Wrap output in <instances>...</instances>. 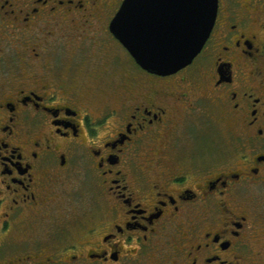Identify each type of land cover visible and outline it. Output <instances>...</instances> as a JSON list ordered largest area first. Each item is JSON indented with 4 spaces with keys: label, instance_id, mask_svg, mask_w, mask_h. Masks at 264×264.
I'll return each instance as SVG.
<instances>
[{
    "label": "flooded vegetation",
    "instance_id": "obj_1",
    "mask_svg": "<svg viewBox=\"0 0 264 264\" xmlns=\"http://www.w3.org/2000/svg\"><path fill=\"white\" fill-rule=\"evenodd\" d=\"M125 1L0 0V264H264V0L165 77Z\"/></svg>",
    "mask_w": 264,
    "mask_h": 264
},
{
    "label": "water",
    "instance_id": "obj_2",
    "mask_svg": "<svg viewBox=\"0 0 264 264\" xmlns=\"http://www.w3.org/2000/svg\"><path fill=\"white\" fill-rule=\"evenodd\" d=\"M217 10L218 0H126L111 31L143 70L171 76L201 53Z\"/></svg>",
    "mask_w": 264,
    "mask_h": 264
},
{
    "label": "rangeland",
    "instance_id": "obj_3",
    "mask_svg": "<svg viewBox=\"0 0 264 264\" xmlns=\"http://www.w3.org/2000/svg\"><path fill=\"white\" fill-rule=\"evenodd\" d=\"M220 137H221V141H223L222 143H224V141H226V139H228V137H229L228 124L226 122H223V124L221 126Z\"/></svg>",
    "mask_w": 264,
    "mask_h": 264
}]
</instances>
